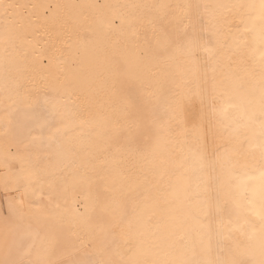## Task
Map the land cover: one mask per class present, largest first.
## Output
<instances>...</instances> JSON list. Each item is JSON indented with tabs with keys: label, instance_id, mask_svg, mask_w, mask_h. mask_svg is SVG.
Instances as JSON below:
<instances>
[{
	"label": "snow or ice",
	"instance_id": "6c2138e0",
	"mask_svg": "<svg viewBox=\"0 0 264 264\" xmlns=\"http://www.w3.org/2000/svg\"><path fill=\"white\" fill-rule=\"evenodd\" d=\"M0 264H264V0H0Z\"/></svg>",
	"mask_w": 264,
	"mask_h": 264
}]
</instances>
